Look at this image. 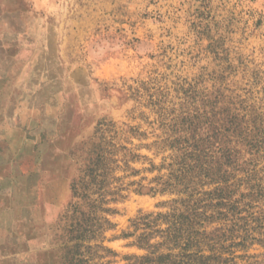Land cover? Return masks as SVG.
I'll return each instance as SVG.
<instances>
[{"label": "rangeland", "instance_id": "1", "mask_svg": "<svg viewBox=\"0 0 264 264\" xmlns=\"http://www.w3.org/2000/svg\"><path fill=\"white\" fill-rule=\"evenodd\" d=\"M10 14L0 264H264V0H14ZM231 114L249 151L224 175L231 203L198 217V246L166 240L189 224L177 147ZM195 176L189 190L217 187Z\"/></svg>", "mask_w": 264, "mask_h": 264}, {"label": "trees", "instance_id": "2", "mask_svg": "<svg viewBox=\"0 0 264 264\" xmlns=\"http://www.w3.org/2000/svg\"><path fill=\"white\" fill-rule=\"evenodd\" d=\"M221 120H223L222 123ZM221 120L219 121L220 124L218 126H208L204 129H201L200 134H203V136H201L198 142L190 144V146L177 147L174 160H181V172L184 171L185 173H191L193 176L190 182L184 186L185 190H179L180 193H185L187 196V199L180 202V204H186L185 209L188 210V216L186 219L189 224L188 226L185 225V228H182L180 225H176V221H173V224H171V226L164 231L166 233V240H169V238L172 237L173 232H176L177 236H180L184 231V233L188 234V243L190 245L198 246L199 243L196 240L193 241V236L206 234L205 232H199L195 229V225H198V217L201 216L204 217V219L207 218L206 208L211 207L214 200H217L218 202L215 206H222L223 202H226L224 206H229L228 204L231 203V196L224 194V190L227 189L226 184L229 181V179L224 178V175H226V173L234 174L240 171L238 169L240 165L245 164V162H241V154L245 152L249 153V151L248 149L244 151L245 146H243V143L232 144L230 142V138L233 136H243V134L247 132L248 128H242L240 123H237L239 120L238 116L234 114H231L230 116H223ZM245 135L247 137L248 134L245 133ZM192 137H194V135ZM246 137L244 136V139ZM187 155L190 156V159L186 158ZM248 171L246 172V176L248 173H250ZM195 174L197 175L198 179H205L212 176L213 182L217 184V187L213 190V192L209 193L210 195L213 194L212 199L207 198L205 204L203 202L205 198H202V196L210 197V195L197 192L195 190H189L190 185L194 184V179L196 177ZM246 179L248 180V178ZM187 247L188 246H185L183 250H186ZM211 251L213 250L211 249ZM195 255L197 254H191V256L186 257V254H183L181 257L183 256L194 259L205 258L212 260L216 258V255L210 257H198ZM171 257L172 255H167L166 258ZM218 260L220 259L218 258ZM177 264H182V262H178Z\"/></svg>", "mask_w": 264, "mask_h": 264}, {"label": "crops", "instance_id": "3", "mask_svg": "<svg viewBox=\"0 0 264 264\" xmlns=\"http://www.w3.org/2000/svg\"><path fill=\"white\" fill-rule=\"evenodd\" d=\"M19 2L26 3V0H19ZM13 4H14V0H0V18L1 19L4 18L5 15L6 17L11 15L10 13L13 12ZM8 240L6 241V244H5L6 248L9 247ZM26 255L29 256V253H27V251H26Z\"/></svg>", "mask_w": 264, "mask_h": 264}]
</instances>
